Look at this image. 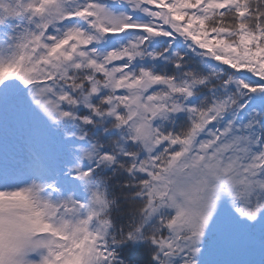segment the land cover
Listing matches in <instances>:
<instances>
[{"label": "snow or ice", "instance_id": "snow-or-ice-1", "mask_svg": "<svg viewBox=\"0 0 264 264\" xmlns=\"http://www.w3.org/2000/svg\"><path fill=\"white\" fill-rule=\"evenodd\" d=\"M0 264H264V0H0Z\"/></svg>", "mask_w": 264, "mask_h": 264}]
</instances>
